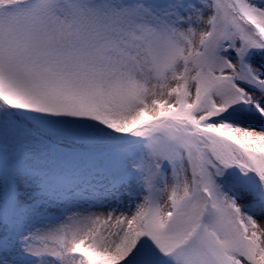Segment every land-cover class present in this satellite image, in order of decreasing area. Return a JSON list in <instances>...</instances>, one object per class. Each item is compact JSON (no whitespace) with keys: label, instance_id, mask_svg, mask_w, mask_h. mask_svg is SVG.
Masks as SVG:
<instances>
[{"label":"snow or ice","instance_id":"6c2138e0","mask_svg":"<svg viewBox=\"0 0 264 264\" xmlns=\"http://www.w3.org/2000/svg\"><path fill=\"white\" fill-rule=\"evenodd\" d=\"M0 264H264V0H0Z\"/></svg>","mask_w":264,"mask_h":264}]
</instances>
